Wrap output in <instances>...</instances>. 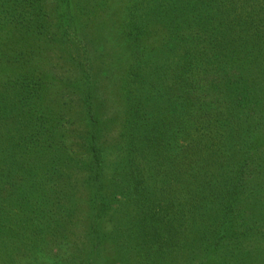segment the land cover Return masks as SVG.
I'll list each match as a JSON object with an SVG mask.
<instances>
[{"label":"trees","instance_id":"1","mask_svg":"<svg viewBox=\"0 0 264 264\" xmlns=\"http://www.w3.org/2000/svg\"><path fill=\"white\" fill-rule=\"evenodd\" d=\"M0 264H264V0H0Z\"/></svg>","mask_w":264,"mask_h":264},{"label":"rangeland","instance_id":"2","mask_svg":"<svg viewBox=\"0 0 264 264\" xmlns=\"http://www.w3.org/2000/svg\"><path fill=\"white\" fill-rule=\"evenodd\" d=\"M99 33H102V32H99ZM110 46V45H109ZM112 48H114V49H116V46L115 45H111V47L109 48L110 50H114V49H112Z\"/></svg>","mask_w":264,"mask_h":264}]
</instances>
